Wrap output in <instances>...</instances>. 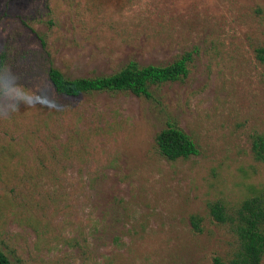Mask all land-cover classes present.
Wrapping results in <instances>:
<instances>
[{
  "label": "rangeland",
  "instance_id": "rangeland-1",
  "mask_svg": "<svg viewBox=\"0 0 264 264\" xmlns=\"http://www.w3.org/2000/svg\"><path fill=\"white\" fill-rule=\"evenodd\" d=\"M264 0H0V250L13 264H213L264 186ZM189 56L188 75L129 91L59 93L67 77ZM31 91L25 107L11 90ZM20 109L12 113L13 105ZM171 121L199 153L168 160ZM192 215L202 217L195 232ZM264 264V257L263 262Z\"/></svg>",
  "mask_w": 264,
  "mask_h": 264
},
{
  "label": "trees",
  "instance_id": "trees-1",
  "mask_svg": "<svg viewBox=\"0 0 264 264\" xmlns=\"http://www.w3.org/2000/svg\"><path fill=\"white\" fill-rule=\"evenodd\" d=\"M264 53V49L260 50ZM264 59V56H261ZM189 56H183L166 65H141L133 60L109 75L93 77H67L59 68L50 66L49 78L59 93L79 96L95 91H129L138 96H150L152 85L180 80L188 75ZM7 53L0 55V73L6 66ZM159 153L168 160L187 159L199 153L194 139L176 123L169 121L156 135ZM252 152L256 160L264 162V133L252 136ZM212 216L219 222H230L237 238V246L231 256L216 255L213 264H262L264 257V186L253 196L246 198L235 216L226 212L221 201L209 204ZM195 232L202 231V217L192 215ZM0 264H13L9 256L0 250Z\"/></svg>",
  "mask_w": 264,
  "mask_h": 264
},
{
  "label": "clouds",
  "instance_id": "clouds-1",
  "mask_svg": "<svg viewBox=\"0 0 264 264\" xmlns=\"http://www.w3.org/2000/svg\"><path fill=\"white\" fill-rule=\"evenodd\" d=\"M12 95L15 96L16 100L24 102L25 107H35L36 106V99L35 96L33 95V93L27 89H25L24 87L20 86L19 84H17L12 90ZM20 109L19 104L13 105L12 107V113H16L18 112ZM11 115H5L0 117V119H7L10 118Z\"/></svg>",
  "mask_w": 264,
  "mask_h": 264
}]
</instances>
